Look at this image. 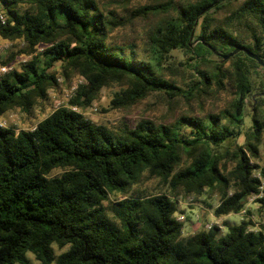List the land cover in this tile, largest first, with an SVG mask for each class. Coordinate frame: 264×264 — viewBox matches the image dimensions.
Instances as JSON below:
<instances>
[{"label":"trees","instance_id":"obj_1","mask_svg":"<svg viewBox=\"0 0 264 264\" xmlns=\"http://www.w3.org/2000/svg\"><path fill=\"white\" fill-rule=\"evenodd\" d=\"M232 1L171 0L167 8L155 4L137 10H175L151 35L157 62L179 49L189 52L191 61L214 65L206 70L195 64L198 77L193 75L184 88L160 73L153 60L129 62L124 47L108 43L122 18L112 11L110 17L99 0H0L5 16L0 35L24 39L30 51L46 46L22 71L0 79V115L18 107L30 111L38 98H46L57 81L49 70L57 61L66 74L87 79L78 91V98H85L81 106L114 83L127 85L112 100L116 108L153 92L190 101L214 83L226 88L229 81L235 88L229 106L205 116H181L171 124L143 119L134 127L116 128L62 107L30 129L0 126V264H31L29 254L38 264H264V231L250 229L245 220L229 225L223 235L215 228L185 236L172 198L217 191V215L240 212L253 193L263 194L264 205V165L251 163L264 134L261 65L244 51L227 60L218 55L244 46L264 58V0H244L240 9V17L259 28L251 43L230 24L215 23L216 14ZM197 27L196 40L190 41ZM252 97L257 103L246 127ZM242 135L243 144L232 149L230 142ZM185 155L189 161L182 165ZM230 155L232 169L223 166ZM58 168L64 171L53 175ZM145 173L160 178L169 193L134 190ZM114 192L125 197L112 200ZM55 245L66 249L57 253Z\"/></svg>","mask_w":264,"mask_h":264},{"label":"rangeland","instance_id":"obj_2","mask_svg":"<svg viewBox=\"0 0 264 264\" xmlns=\"http://www.w3.org/2000/svg\"><path fill=\"white\" fill-rule=\"evenodd\" d=\"M99 1L110 17L112 11L116 18H122L123 25H119L112 30L108 43L115 47H124L127 61L153 60L160 73L173 80L177 86H184V88H187V84H190L193 75L198 77L194 65L199 62L191 61L189 52L179 49L172 50L161 62H157L156 55L153 52L151 35L159 26L166 24L175 15V10L171 9L169 12H164L166 10H162L163 12L150 11L148 14H138L137 12V10L155 4H164L167 8L171 0ZM175 1L178 4H185L195 0ZM243 3L244 0H234L229 3L224 10L216 14L217 21L215 23L230 24L232 28L245 35V43H251L254 41L253 33L259 28L250 19L244 20L240 17V9ZM199 29L197 27L195 30L192 41L196 40ZM257 33L259 34L258 31ZM45 47V45L40 44L36 46L34 51H30L29 44L24 39L12 40L0 35V65L8 61L7 65H12V70L22 71L32 57L40 55ZM131 51H135V54H132ZM211 58H215V56H211ZM199 64L206 70L214 69V65L210 62H200ZM230 64L228 62L226 66ZM49 70L56 75L57 81L47 89L46 98H38V102L30 111L18 107L0 115L3 120L7 121L8 126H14L18 130L33 128L41 120L62 107L81 112L86 119L94 123L106 124L116 128L124 127L125 124L134 127L143 119L152 120L158 124H171L175 123L181 116H205L210 112L227 107L235 96V88L231 86L229 81H226V88L214 83L207 94L190 101L181 96L170 97L164 92H153L130 107L116 108L113 107L112 100L116 93L126 88L127 85L114 83L111 86L102 88L97 98L89 105L81 106L80 102L84 103L85 98L83 96L78 98V91L82 85L88 84L87 79L76 72L66 74L61 61L55 62ZM258 71L262 77L258 80L263 83L264 66L258 68ZM256 103L253 97L248 101L246 127L251 122L253 108ZM262 108L264 109V105H262ZM244 140V135H242L236 141L230 142L229 146L232 149L236 148V144H243ZM262 140L259 145L258 157L251 156V163L260 164L261 166L264 165V134ZM188 161L189 158L185 155L182 165ZM223 166L228 169L235 166L232 155L224 159ZM63 171V168H58L52 174L59 175ZM254 175H259L258 169H255ZM133 189L150 195L169 193L170 190L169 186L160 178L150 176L148 173L144 174L141 181L136 183ZM229 194H232V191ZM262 196V193L251 194L245 199L244 207L240 212H231L225 215L216 214V208L221 201V194L217 191L205 189L204 193L199 196L182 194L172 195V198L177 201L176 216L183 223V234L189 236L199 231H208L215 228H217L218 235H223L229 231V225L239 224L245 220L250 222V229L264 231V205L259 201ZM110 197L112 200H118L124 198L125 195L121 192H114ZM64 249H60L55 245L57 253ZM29 256L31 264L39 263L33 254H29Z\"/></svg>","mask_w":264,"mask_h":264},{"label":"water","instance_id":"obj_3","mask_svg":"<svg viewBox=\"0 0 264 264\" xmlns=\"http://www.w3.org/2000/svg\"><path fill=\"white\" fill-rule=\"evenodd\" d=\"M194 32H195V29H194V30L192 31V33H191L190 41H192V38H193V36H194ZM200 40H201V38H199V39L196 41V43H197L198 41H200ZM240 51H244L249 57H251V58L257 60L258 63H259L261 66H264V58L260 57L258 54H255V53L251 52L248 48H246V47H244V46H236L235 49H234L231 53H229V54L224 55V54H220V53H218V55L221 56L223 60H227V59H229L230 57L234 56L235 54H237V53L240 52Z\"/></svg>","mask_w":264,"mask_h":264},{"label":"built area","instance_id":"obj_4","mask_svg":"<svg viewBox=\"0 0 264 264\" xmlns=\"http://www.w3.org/2000/svg\"><path fill=\"white\" fill-rule=\"evenodd\" d=\"M0 20L5 23V16L2 14L0 10ZM12 65L7 64H1L0 65V79L5 76L6 74L10 73L12 71ZM0 126L1 127H8L7 121L3 120L2 116H0Z\"/></svg>","mask_w":264,"mask_h":264}]
</instances>
